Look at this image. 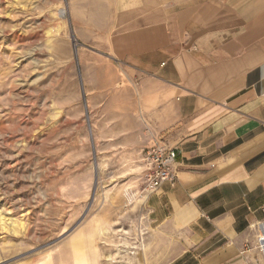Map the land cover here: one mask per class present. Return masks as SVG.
Masks as SVG:
<instances>
[{"label":"rangeland","instance_id":"rangeland-1","mask_svg":"<svg viewBox=\"0 0 264 264\" xmlns=\"http://www.w3.org/2000/svg\"><path fill=\"white\" fill-rule=\"evenodd\" d=\"M108 12L0 0V264H197L209 248L151 219L134 92L94 53Z\"/></svg>","mask_w":264,"mask_h":264},{"label":"crops","instance_id":"crops-1","mask_svg":"<svg viewBox=\"0 0 264 264\" xmlns=\"http://www.w3.org/2000/svg\"><path fill=\"white\" fill-rule=\"evenodd\" d=\"M94 2L109 10L94 53L134 92L140 162L152 135L177 150L174 181L147 196L152 221L209 242L197 264H264V0Z\"/></svg>","mask_w":264,"mask_h":264},{"label":"built area","instance_id":"built-area-1","mask_svg":"<svg viewBox=\"0 0 264 264\" xmlns=\"http://www.w3.org/2000/svg\"><path fill=\"white\" fill-rule=\"evenodd\" d=\"M151 139L152 142L143 153L142 163L146 188L152 192L162 183L174 181L176 176L174 164L177 150L175 147H170L165 142L155 138L154 135H152ZM262 224L264 225V222L260 223V225ZM259 233H261L260 229ZM259 240H256L258 249L262 247L260 242H258Z\"/></svg>","mask_w":264,"mask_h":264},{"label":"bare ground","instance_id":"bare-ground-1","mask_svg":"<svg viewBox=\"0 0 264 264\" xmlns=\"http://www.w3.org/2000/svg\"><path fill=\"white\" fill-rule=\"evenodd\" d=\"M259 229L261 230V233L258 234L257 240L261 239V240L258 241V242H260V244L262 246V247L259 248V250L264 255V225L263 224L260 225V228Z\"/></svg>","mask_w":264,"mask_h":264},{"label":"water","instance_id":"water-1","mask_svg":"<svg viewBox=\"0 0 264 264\" xmlns=\"http://www.w3.org/2000/svg\"><path fill=\"white\" fill-rule=\"evenodd\" d=\"M83 93V92H82ZM96 168H97V163H94V170H95V175H94V181L96 182Z\"/></svg>","mask_w":264,"mask_h":264}]
</instances>
